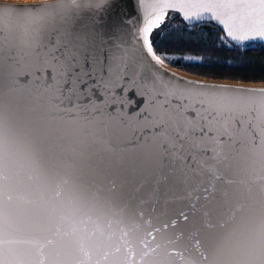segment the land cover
<instances>
[{
	"label": "snow or ice",
	"instance_id": "obj_1",
	"mask_svg": "<svg viewBox=\"0 0 264 264\" xmlns=\"http://www.w3.org/2000/svg\"><path fill=\"white\" fill-rule=\"evenodd\" d=\"M136 7L0 3V264H264V87L176 77L154 42L176 13L264 41V0Z\"/></svg>",
	"mask_w": 264,
	"mask_h": 264
},
{
	"label": "trees",
	"instance_id": "obj_2",
	"mask_svg": "<svg viewBox=\"0 0 264 264\" xmlns=\"http://www.w3.org/2000/svg\"><path fill=\"white\" fill-rule=\"evenodd\" d=\"M213 23L185 24L176 13L171 22L154 33L160 51L172 53L171 65L198 75L232 80L264 82V45L235 47L221 39ZM202 57L185 60L184 56Z\"/></svg>",
	"mask_w": 264,
	"mask_h": 264
},
{
	"label": "water",
	"instance_id": "obj_3",
	"mask_svg": "<svg viewBox=\"0 0 264 264\" xmlns=\"http://www.w3.org/2000/svg\"><path fill=\"white\" fill-rule=\"evenodd\" d=\"M28 2H32V0H0V3H7L9 5L16 4V3H28ZM121 7L124 10L125 16L131 20V23L127 25L129 30H131L134 27V24L136 23L138 15H139L137 12L136 0H121ZM177 14L182 19L181 15L179 13ZM184 23L190 26L201 24V23H213L214 25L219 27V29L223 33L222 28L218 26L214 21L204 20L200 22H194V24H189L187 22H184ZM229 43L235 47H242V46H247L251 44L264 45V41H261V40L247 41L243 45H236L235 42H229ZM165 70L167 73H170L176 77H181L184 80L199 81V82H203L206 84L230 85V86H235V87L242 86V87H249V88L264 87V82L241 81V80H232V79H225V78H218V77L196 75L193 73L183 71L176 67H173L169 64L165 65ZM126 97H127V100L129 101V107L127 109L128 111H135L142 104L140 97L136 94L135 91H128L126 93ZM121 98H124V97L122 96Z\"/></svg>",
	"mask_w": 264,
	"mask_h": 264
},
{
	"label": "rangeland",
	"instance_id": "obj_4",
	"mask_svg": "<svg viewBox=\"0 0 264 264\" xmlns=\"http://www.w3.org/2000/svg\"><path fill=\"white\" fill-rule=\"evenodd\" d=\"M169 15L172 16L173 14H172V13H169ZM174 15H175V14H174ZM170 22H171V19L166 20L165 24H168V23H170ZM169 65H171V64H169ZM171 66H172V65H171ZM173 67H175V66H173ZM176 68H178V67H176ZM178 69H180V68H178ZM181 70L186 71V70H184V69H181ZM186 72H189V71H186ZM189 73H192V72H189ZM193 74H196V73H193ZM196 75H198V74H196ZM202 76H203V75H202Z\"/></svg>",
	"mask_w": 264,
	"mask_h": 264
}]
</instances>
